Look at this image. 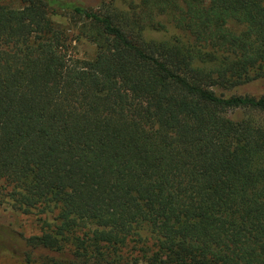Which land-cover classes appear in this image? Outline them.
Segmentation results:
<instances>
[{
    "label": "trees",
    "instance_id": "obj_1",
    "mask_svg": "<svg viewBox=\"0 0 264 264\" xmlns=\"http://www.w3.org/2000/svg\"><path fill=\"white\" fill-rule=\"evenodd\" d=\"M8 1L0 200L39 216L25 263L264 264V96L217 92L264 80V0Z\"/></svg>",
    "mask_w": 264,
    "mask_h": 264
},
{
    "label": "rangeland",
    "instance_id": "obj_2",
    "mask_svg": "<svg viewBox=\"0 0 264 264\" xmlns=\"http://www.w3.org/2000/svg\"><path fill=\"white\" fill-rule=\"evenodd\" d=\"M61 2H74L88 10L97 11L100 0H59ZM7 4L18 7L19 0H10ZM71 14L65 9H57L52 15V19L69 29V49L71 54L80 58L90 59L95 55L96 48L84 38H75L81 22L73 19ZM78 20V21H76ZM77 25L74 26V22ZM225 96L250 95L255 97L264 96V80L252 82L244 86L236 87L229 91H217ZM246 114V113H245ZM264 123V115L259 117ZM36 213L30 215L21 214L8 204L0 200V264H26L24 260L25 241L29 237L37 236L40 233L41 222ZM4 241V242H3Z\"/></svg>",
    "mask_w": 264,
    "mask_h": 264
}]
</instances>
